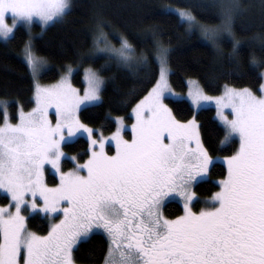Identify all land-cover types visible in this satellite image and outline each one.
I'll use <instances>...</instances> for the list:
<instances>
[{"label":"snow or ice","instance_id":"obj_1","mask_svg":"<svg viewBox=\"0 0 264 264\" xmlns=\"http://www.w3.org/2000/svg\"><path fill=\"white\" fill-rule=\"evenodd\" d=\"M69 7V0H0V37L9 38L20 22L30 25L39 18L48 23ZM178 15L189 26L197 24L191 11ZM9 17L11 25L6 22ZM110 50L124 62L135 55L126 38L118 49ZM25 55L34 68L39 58L32 51L31 37ZM156 60L159 79L133 109L132 139H124L119 126L112 134L114 155L105 151L108 138H92L93 129L77 115L82 104L100 99L103 77L96 71L86 70L89 87L83 96L67 77L49 86L37 84L36 107L29 112L21 107L18 123H12L3 109L0 189L11 194V206L0 207V264H75L74 246L88 239L94 227H102L108 235L103 264H264V83L260 95L250 87L230 84L217 97L206 95L198 84L190 90L197 105L216 100L226 127L221 143L239 138L238 149L225 157L227 175L218 182L219 190L205 202L209 206L196 212L192 185L208 171L212 157L195 117L180 121L163 102L169 88L167 47L158 46ZM141 62L147 66L148 57ZM52 105L55 125L48 118ZM228 107L231 119L222 111ZM79 129L89 134L93 150L84 164L64 172L61 141L71 140ZM46 162L59 172L60 182L54 187L43 181ZM84 169L87 175L82 174ZM28 193L33 199L26 200ZM37 193L42 206L36 203ZM176 193L184 200V214L169 219L163 204ZM62 201L69 206L62 208L63 218L51 225L47 235L27 228L24 209L42 207L46 214L56 213Z\"/></svg>","mask_w":264,"mask_h":264},{"label":"trees","instance_id":"obj_2","mask_svg":"<svg viewBox=\"0 0 264 264\" xmlns=\"http://www.w3.org/2000/svg\"><path fill=\"white\" fill-rule=\"evenodd\" d=\"M172 8L191 11L197 24L189 26ZM31 36L34 52L50 63L40 74L42 82L57 80L69 66L76 67L72 80L81 89L85 86V67L94 68L103 77L100 101L84 106L79 112L83 124L102 134L115 130L118 117L132 121V108L159 77L156 52L160 45L168 48L169 81L176 91L186 92L188 79L195 78L212 95L222 93L225 84L250 87L260 93L263 81L264 0H70L66 13L47 27L37 22L30 29L19 25L7 40L0 39V98L8 101L13 121L17 120L21 107L29 110L34 105L33 77L22 58ZM122 38L135 48L130 61L98 53L97 48L106 44L120 45ZM145 55L147 66L141 62ZM165 102L178 120L196 118L202 143L210 156H231L238 149L237 138L221 143L226 129L216 118L215 107L196 110L185 98L167 97ZM3 109L0 105V124ZM63 149L76 158H65L63 168L83 162L90 153L84 135L64 143ZM226 174L223 162L212 163L208 178L193 186L197 197L194 209L209 206L205 202L219 190L218 182ZM46 175L50 185L58 183L55 174L47 171ZM9 202V197L0 192V204ZM182 203L172 198L164 202V216L174 219L182 215ZM26 225L29 230L45 235L50 231L51 219L34 213L27 216ZM107 250V233L91 230L89 238L80 241L73 254L76 264H103Z\"/></svg>","mask_w":264,"mask_h":264},{"label":"rangeland","instance_id":"obj_3","mask_svg":"<svg viewBox=\"0 0 264 264\" xmlns=\"http://www.w3.org/2000/svg\"><path fill=\"white\" fill-rule=\"evenodd\" d=\"M69 5H70V0H69ZM172 9L175 10L176 12H178V13H179L181 10H184V9H181V8H172ZM61 17H62V16H61ZM59 18H60V17H56V18H54L52 21H49L48 23H43V22H41V21L39 20V18H34V19H33V22H32L30 25H29V24H26V23H23V22H20V23L17 24V26H19V25H23V26L27 27L28 29H30L31 26L33 25V23L37 22V23L41 24L43 28H45V27H47V25H49L50 23H52L53 21H55V20H57V19H59ZM6 22H7L9 25H11V24H12V19L9 17V18L6 19ZM17 26H16V27H17ZM16 27L14 28L13 33H14ZM12 35H13V34H12ZM12 35H11V36H12ZM11 36H10V37H11ZM31 38H32V36H31ZM0 39H1V40H7L8 38L5 39V38H3V37H0ZM102 42H104V40H103ZM120 46H121V44H120V45L106 44V45H104V47H103L102 49L97 48V51H98V53H104V54H109V55H113V56H115V57H118L117 54H116L114 51H111L110 49H111V48H116V49H118ZM32 51H33L34 55H35L36 57L39 58V60H38V62L36 63V65H35L34 68H33L32 66H30L29 63H28V61H27V58H26V55H25V46H24L23 51H22V58H23V59L25 60V62L28 64V66H29V68H30V72H31L32 77H33V81H34V105H33V107H32L31 109H29V110H24V109H23L24 112H29V111H31L34 107H36L35 90H36V85H37V84H39V85H41V86H49V85H53V84H56L57 82H59V81L61 80L62 77H67V78L69 79V81H70L72 87H74L75 89H77V90L79 91V94H80L81 96L84 95L85 90L89 87V85H88V80H87V76H86V70H89V69H90V70L96 71L94 68H92V67H90V66L84 68V77H83V80H84V84H85V86H84L83 89H81L80 87L76 86V85L73 83V80H72V74H73V72L76 70V67H73V66H69V67L67 68V70H66L64 73H62L61 76H60L57 80L52 81V82H42V81L40 80V74H41L44 70H46L47 68L50 67V63H49L48 60H46L44 57H42V56L36 54V53L34 52L33 48H32ZM133 57H134V56H133ZM133 57H132L131 59H133ZM118 58H119V57H118ZM131 59H130V60H131ZM130 60H129V61H130ZM167 67H168V69H169V71H168V76H167L169 88L166 90L165 96H164V98H163V102H164V104H166L165 99H166L167 97H170V98H178V99H180V98H185V99H187V100L190 101V103L193 105V107H194L196 110H198L200 107H204V106H213V107H215V109H216V118L218 119V121H219V122L224 126V128L226 129L223 120L221 119L220 115L218 114V111H219V110H218L217 103H216V100H215V99H212V100H209V101H201L198 105L195 104V103H193L192 98H191V96L189 95V92H190V90H193V91H194V90H195V87H196L197 84H198L199 87L203 90V88H202V86L200 85L199 81H198L197 79H195V78H190V79H188V89H187L186 92H179V91H176L175 89L172 88V86H171V84H170V81H169L170 68H169V66H168V63H167ZM96 72H97V71H96ZM97 74H98L99 76H101L98 72H97ZM159 74H160V73H159ZM101 77H102V76H101ZM158 79H159V77H158ZM262 83H264V77H263V81H262ZM102 85H103V83H102ZM102 85H101V88H100V99H101V89H102ZM151 89H152V88H151ZM151 89H150V90H151ZM150 90H149V91H150ZM203 92H204L206 95H208V96H211V97H217V96H221V95L223 94L224 89H223L222 93H220V94H215V95L208 94V93H206L204 90H203ZM147 94H148V93H147ZM147 94H146V95H147ZM256 94H257V95H260L261 92H260V93H256ZM146 95H145V96H146ZM145 96H144V97H145ZM144 97H143V98H144ZM143 98H142V99H143ZM100 99L97 100V101L85 102L84 104H82L81 107H80V109H79V111L77 112L78 117H79V112H80V110H81L84 106L98 103V102L100 101ZM142 99H141V100H142ZM141 100H140V101H141ZM140 101H138V102L136 103V105H137ZM0 105H1L3 108L6 107V108H7V111H8V101H7L6 99H1V98H0ZM136 105H135V106H136ZM166 105H167V104H166ZM135 106L132 108V111H131V115H132V118H133L132 121H131V122H126V121L124 120L123 117H119V118H122V120H121V121H118V120L116 119V121H117V126H116V128H115V130H114L113 132L108 133V134H102V133H99V132H97L95 129L92 128V129H93L92 138L97 139V140H99L101 137H107V138H108L107 140H105V151H107L109 155H114L115 152H116V143H115V140L112 139V134H113L114 132H116L118 126L121 127V135L124 137V139H126V140H131V139H132V137H133L132 125L136 122V114H135V112L133 111V109L135 108ZM167 106H168V105H167ZM168 108H170V107L168 106ZM19 111H20V110H19ZM222 111L224 112L225 115H228L229 119L232 118V113H231V108H230V107H228V108H224V109H222ZM55 112H56L55 105H52L51 107H49V109H48V118H49V120L51 121V123H52L53 125H55V123H56V119H57V117H56V115H55ZM8 114H9V111H8ZM172 114H173V113H172ZM9 117H10V114H9ZM192 118H193V117H192ZM192 118H191V119H192ZM195 119H196V118H195ZM10 120H11L12 123H18V121H19V112H18V118H17L16 121H13V120L11 119V117H10ZM79 120H80V119H79ZM189 120H190V119H189ZM196 121H197V120H196ZM197 124H198V122H197ZM88 127H89V126H88ZM198 127H199V124H198ZM89 128H91V127H89ZM199 133H200V130H199ZM64 134H65V137L67 138L68 133H67V130H66V129H65V133H64ZM80 135H84V136H86L87 139H88V141H89V152H90V153H89V156H90V155H91V151L93 150V146L91 145V140H90V138H89V134H88L85 130H83V129H79V130L75 131L74 134H73V136H72V138H71V140H67V139H66V140H64V141H61V148L63 149V145H64V143H66V142H70V141H73V140H75V139H76L78 136H80ZM200 138H201V135H200ZM233 138H237V139H238V142H239V138H238V137H233ZM201 141H202V140H201ZM166 142H167V141H166ZM191 145H192V147H195V141H192V142H191ZM238 147H239V146H238ZM96 150H98V145L96 146ZM63 152L65 153V155L61 157L60 168H61V170L64 171V172H67V171L70 170V169H74V168L77 166V164H84V163L87 161L88 157H89V156H88L87 159L84 160L83 162H75V165L72 166V167H70V168H63V160H64L65 158L72 159V157H74V156L68 155V154L64 151V149H63ZM211 157H212V156H211ZM226 157H228V156H226ZM72 160H73V159H72ZM214 161H221V162H223V163L226 165V167L228 168V166H227V162H226V160H225V157H212V161H211V162L209 163V165H208V171H207L206 173H202V174L197 178L196 182H198V181H200V180H202V179H206V178H208L210 167H211V165H212V163H213ZM47 171L50 172V173H52V174H55V175L57 176V178H58V183H57V184H59V182H60L59 172H57V171L55 170V168H53V166L51 165V163H48V162L45 163V165H44V170H43V181H44V183H46L49 187H54V186L57 185V184H55V185H50V184L47 182V175H46V172H47ZM82 174L87 175V170L84 169L83 172H82ZM226 175H227V174H226ZM225 177H226V176H225ZM225 177H224V178H225ZM196 182H195V183H196ZM195 183H194V184H195ZM194 184L192 185V190H193V186H194ZM193 191H194V190H193ZM0 192L3 193V194H5V195H7V196L9 197V199H10V202H11V194L8 193L6 189H0ZM170 198L177 199V200L183 202L182 205H184V200H183L182 197L179 196L178 193H176V194H170ZM31 199H33L32 195H31L30 193L26 194V200H31ZM195 201H196V199H195L193 202H195ZM10 202H9L8 204H6V205H1V204H0V207H6V208H7V207H10V206H11ZM36 203H37L38 205H41V206L43 205V199H42L41 197H39V194H38V193H37ZM68 206H69L68 204H66V203H64V202L62 201L61 204H60V206L57 208V212H56V213L48 212V213L46 214V213L43 211L42 207L39 208L38 210H32L30 207H28V208L24 209V211H23L22 214H23V215L26 217V219H27V216L30 215V214L41 213L42 215H45V216L50 217V219H51V225H52L53 223H57V222H59V221L63 218L62 208H63V207H68ZM192 207H193V204H192ZM183 208H184V207H183ZM12 211H15L14 207L12 208ZM193 211L198 212V211H200V210H196V209H194V207H193ZM183 214H184V213H183ZM183 214H182V215H183ZM50 229H51V228H50ZM94 230L103 231V232L105 233V230H104L102 227H94V228L92 229V231H94ZM38 235H40V234H38ZM45 235H47V234H45ZM107 236H108V235H107ZM82 240H84V239H82ZM82 240H80V241H82ZM80 241H78L77 244H78ZM75 247H76V246H74V248H75ZM75 264H76V262H75Z\"/></svg>","mask_w":264,"mask_h":264},{"label":"flooded vegetation","instance_id":"obj_4","mask_svg":"<svg viewBox=\"0 0 264 264\" xmlns=\"http://www.w3.org/2000/svg\"><path fill=\"white\" fill-rule=\"evenodd\" d=\"M169 199H171L170 196H169L168 198H166L165 202H166L167 200H169ZM172 199H173V198H172Z\"/></svg>","mask_w":264,"mask_h":264},{"label":"bare ground","instance_id":"obj_5","mask_svg":"<svg viewBox=\"0 0 264 264\" xmlns=\"http://www.w3.org/2000/svg\"><path fill=\"white\" fill-rule=\"evenodd\" d=\"M97 44V43H96Z\"/></svg>","mask_w":264,"mask_h":264}]
</instances>
